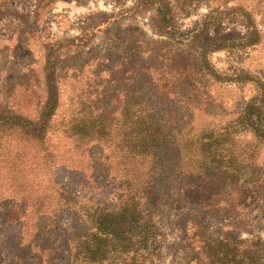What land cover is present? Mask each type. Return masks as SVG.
<instances>
[{
  "label": "rangeland",
  "instance_id": "obj_1",
  "mask_svg": "<svg viewBox=\"0 0 264 264\" xmlns=\"http://www.w3.org/2000/svg\"><path fill=\"white\" fill-rule=\"evenodd\" d=\"M165 1L167 29L180 42L160 35L155 0H0V116L6 109L36 116L47 58L55 59L48 67L58 89L44 151L34 142H0V264H85L70 256L85 212L113 207L130 178L111 149L75 145L72 110L93 104L113 116L143 99L154 118L199 132L235 118L257 92L264 98V0ZM205 42H213L205 49L213 68L241 80L203 76L195 59ZM233 149L244 160L243 180L259 190L251 206L169 175L146 203L165 232L156 255L103 264H205V235L244 241L264 256V144L239 135ZM66 195L75 198L69 207L61 205Z\"/></svg>",
  "mask_w": 264,
  "mask_h": 264
},
{
  "label": "trees",
  "instance_id": "obj_2",
  "mask_svg": "<svg viewBox=\"0 0 264 264\" xmlns=\"http://www.w3.org/2000/svg\"><path fill=\"white\" fill-rule=\"evenodd\" d=\"M154 3H158L155 11L162 28L160 35L180 42V34H172L167 29L170 10L167 2L155 0ZM209 44L213 42L200 46L202 51L195 59L203 76L215 82L241 80L239 72L220 73L213 68L205 51ZM253 44L255 42L246 43L247 46ZM220 45L213 49L224 47ZM50 60L52 62L47 58L43 65L45 100L36 116L30 118L14 109L4 110L0 116V142H34L41 146V151L46 149L45 135L54 127L53 116L58 107L56 75L48 67L55 59ZM247 80L254 81L252 78ZM263 99L257 92L244 102L235 118L222 126L205 125L199 132L185 131V125L154 118L143 99L120 111L115 108L110 113L113 116H100L99 108L93 104H82L76 112L72 110L67 128L75 145L97 143L104 149H111L121 159L130 178L124 183L113 207H94L90 211L88 208L82 229L74 234L70 256L79 263L103 264L116 255L142 259L145 255H156L165 232L146 203L149 194L155 193L159 182L169 175L179 186L183 182L200 181L215 193L227 192L236 206H251L257 200L259 190L243 180L244 160L241 152L233 149V142L239 135L249 134L257 143L264 144ZM115 113L120 117H115ZM22 147L14 154L20 153ZM74 200V196L66 195L61 205L69 207ZM204 237L205 264H264V256L257 254L254 245L226 237Z\"/></svg>",
  "mask_w": 264,
  "mask_h": 264
}]
</instances>
